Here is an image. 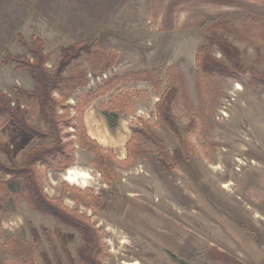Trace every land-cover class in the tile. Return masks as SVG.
I'll return each mask as SVG.
<instances>
[{"label": "rangeland", "instance_id": "obj_1", "mask_svg": "<svg viewBox=\"0 0 264 264\" xmlns=\"http://www.w3.org/2000/svg\"><path fill=\"white\" fill-rule=\"evenodd\" d=\"M228 3L234 4L228 8ZM200 5L187 0L163 12L152 8L151 0H0V93L41 130L48 125L28 96L34 89L29 71L16 73L14 63L4 66L2 61L7 55L32 60L19 37L24 43L31 37L44 42L50 71L62 48L92 45L91 55L64 72L87 74L86 85L65 102L71 126L60 127L74 162L65 170L43 164L36 169L49 198L61 199L97 229L104 264H243L228 248L235 244L229 233L237 230L254 235L253 242L264 246V83L259 79L264 78V0H211L204 12ZM249 15L244 25L219 27L237 50L239 69L213 47L210 55L232 76L208 73L199 79L195 58L203 43L200 24ZM100 50L110 63L103 70ZM152 70L161 72V92L169 85L180 91L172 102L180 137L159 120V96L149 83H121L86 107L85 132L109 150L110 160L123 161L134 130L143 154L130 166H95L73 127L78 101L113 76ZM123 94L130 103L114 101ZM145 134L164 144L172 165L159 157ZM7 139L0 121V163L8 166L3 150ZM116 140L121 147H115ZM48 142L32 141L17 161ZM68 169L87 177L68 183ZM222 246L225 253L217 250ZM85 248L79 232L29 206L22 180L0 173V264H85Z\"/></svg>", "mask_w": 264, "mask_h": 264}, {"label": "trees", "instance_id": "obj_2", "mask_svg": "<svg viewBox=\"0 0 264 264\" xmlns=\"http://www.w3.org/2000/svg\"><path fill=\"white\" fill-rule=\"evenodd\" d=\"M250 19L251 15L236 20L209 18L200 24L198 30L202 36L203 43L197 50L195 58L196 75L199 79L208 73H217L226 77L232 76L231 70L228 67L210 55L213 47H216L225 59H230L234 68L239 69L237 50L227 42L220 33L219 27L220 25L224 26L223 24L244 25ZM261 19H264V17H261ZM18 41L26 46L32 60L24 56L13 57L7 55L2 61V65L7 66L9 63H14L16 65L14 67L16 73H20V71L25 69L29 71L34 82V89L28 96L33 101V109L38 111L42 120L47 123L48 130H41L27 122L19 106L13 107L11 105V99L7 95L0 93V121L7 130L8 138L3 150L10 163L8 166L0 163V173L5 176H10L12 179L22 180V194L33 210L53 217L58 223L66 225L80 233L86 247V252L81 257L85 264H104L101 238L97 229L89 223L87 218L65 207L61 199L49 198L42 190L36 169L38 164H43L49 169L65 170L74 162L73 148L70 142H62L63 134L60 127L61 124L71 126L72 119L68 118L67 113L69 106L65 102L75 93L77 88L86 85L87 74L81 70L76 72V74L70 75L64 74V72L75 60H78L83 55H91L93 53L92 45L79 42L62 48L54 62L52 71H50L46 67L49 56L44 53V42L41 39L31 37L29 43H24L19 37ZM98 54H100L102 59L99 68L102 70L108 68L110 65L108 55L102 50ZM167 72H170V70L168 69ZM160 77L161 72L156 70L113 76L104 80L94 93L85 95L78 101L76 107L77 117L73 119L77 122L73 124V127L77 133L76 136L79 146L95 158L93 161L95 166L99 167L103 162L106 163L108 169L111 167V162H115L120 166H130L137 157L143 154L142 148L137 144V136L134 130L125 146L126 158L123 161L115 160L114 157L110 160L109 150L100 147L85 132L83 112L86 107L94 100L107 95L121 83L132 81L149 83L155 94L159 96V100L155 105L159 120L178 138L180 137L172 111V102L176 100L180 91L175 86L169 85L161 92L162 83L160 82ZM259 79L264 83V78ZM59 90L61 94L56 98L54 94ZM127 99L129 103L132 100L129 99L128 95L123 94L114 101L116 103H123L122 100ZM127 109L131 111V107ZM58 110H61L63 114H58ZM145 136L158 148L159 157L172 165L171 156L164 147V144L151 134H145ZM32 141L49 142L33 151L25 153L21 161L18 162L17 157ZM107 157L109 159L108 162L106 160ZM107 181L109 184L110 180L107 179ZM244 230L247 231L246 228ZM56 232L58 233V230ZM252 236L255 238L254 235ZM60 240L62 242L64 241L62 235L60 236ZM62 245L64 246L65 243ZM29 263L31 262L29 261Z\"/></svg>", "mask_w": 264, "mask_h": 264}, {"label": "crops", "instance_id": "obj_3", "mask_svg": "<svg viewBox=\"0 0 264 264\" xmlns=\"http://www.w3.org/2000/svg\"><path fill=\"white\" fill-rule=\"evenodd\" d=\"M199 1L201 4L200 12L210 10L206 8L208 7L206 4H208L211 0ZM185 2H187V0H151V7L155 10L171 12L174 11V7L185 5ZM233 4L234 3H228L227 7L230 8ZM230 237L235 244L230 247L228 246V248L231 250L230 252L239 254L240 257L243 258V264H264V246L257 244V242L255 243V241L253 242V237L250 234L246 235L244 232L237 230L234 234L229 233V239ZM222 247H218L217 250L225 253V249L223 247V250ZM235 263L236 262H233V264Z\"/></svg>", "mask_w": 264, "mask_h": 264}, {"label": "bare ground", "instance_id": "obj_4", "mask_svg": "<svg viewBox=\"0 0 264 264\" xmlns=\"http://www.w3.org/2000/svg\"><path fill=\"white\" fill-rule=\"evenodd\" d=\"M114 140V139H113ZM114 145L116 148L118 147H121V141L120 140H116L114 142ZM87 176L85 175V173H81L80 175H78L76 172L72 171V169H68L66 170L65 172V180L68 182V183H71V184H75L76 181L79 179V178H86Z\"/></svg>", "mask_w": 264, "mask_h": 264}]
</instances>
